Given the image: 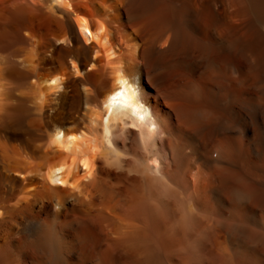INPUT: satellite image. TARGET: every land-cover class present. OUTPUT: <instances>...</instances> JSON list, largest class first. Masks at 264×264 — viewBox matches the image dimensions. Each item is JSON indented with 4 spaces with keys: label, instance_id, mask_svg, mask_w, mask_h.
Returning <instances> with one entry per match:
<instances>
[{
    "label": "bare ground",
    "instance_id": "obj_1",
    "mask_svg": "<svg viewBox=\"0 0 264 264\" xmlns=\"http://www.w3.org/2000/svg\"><path fill=\"white\" fill-rule=\"evenodd\" d=\"M0 264H264V0H0Z\"/></svg>",
    "mask_w": 264,
    "mask_h": 264
}]
</instances>
